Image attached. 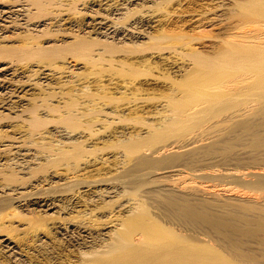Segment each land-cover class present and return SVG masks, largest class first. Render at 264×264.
<instances>
[{
  "label": "bare ground",
  "instance_id": "bare-ground-1",
  "mask_svg": "<svg viewBox=\"0 0 264 264\" xmlns=\"http://www.w3.org/2000/svg\"><path fill=\"white\" fill-rule=\"evenodd\" d=\"M166 1L0 0V264H260L250 257L235 259L225 253L213 235L212 239L208 232L191 229L188 224L185 227L184 223L170 218L169 210L178 205L176 200L163 195L162 202H158L161 207L148 206L150 198L146 193L150 192L137 195L146 185L155 188L160 182L177 180L173 178L182 171L179 164L157 168L155 171L159 173H155L148 171V165V168L144 166L148 164L146 156L170 149L182 151L195 144V140L193 143L189 140L192 144L183 146L178 141L170 142L169 138L200 114L202 108L194 105L195 109L176 112L177 102L183 101L188 93L183 98L184 92L181 95L175 90L180 98L172 90L173 95L162 105H148L146 100L139 102L140 99L115 103L119 95H133L127 92L132 87L138 94L154 90L157 81L142 75L144 78H136L138 81L124 82L126 78H121L122 81L111 77L105 72L106 67L102 73L111 78L101 75L99 68L103 62L125 66L132 55L129 59H119L115 54L127 53L123 51L126 47L147 48L150 44L151 48L156 47L154 42L165 36L154 35L155 30L162 32V20L155 10ZM252 1L264 7V0ZM259 13L264 14V8ZM259 40L256 39L259 45L254 46L255 43L251 49L264 53V37L263 41ZM160 50L152 48L145 55L136 52L138 55L129 64H140L135 68L141 64L146 67L150 63L159 64L169 73H183L179 76L181 80L192 75L193 67L183 70L175 64L171 48L165 53ZM191 50L192 57L200 62L205 57ZM207 59L206 56L204 60ZM229 59L238 62V56ZM249 63L250 77L240 83L218 85L216 91L209 93L208 102L210 98L211 103L224 105L243 90L263 101L264 55L251 58ZM94 68L100 70L97 75ZM138 70L133 72L137 74ZM126 92L131 95H125ZM246 109L216 123L215 127L245 115L250 117V110ZM131 114L143 117L141 127H129L130 122L121 124ZM110 139L116 140L114 143L120 145L121 152L97 157L96 152L115 147L108 145ZM234 173L229 176L233 177ZM241 176L255 177L251 173ZM58 183L67 187L73 183L76 190L68 188L67 195L61 192L54 196L46 193L43 196L37 190L42 184L49 188ZM159 187L162 193L168 191ZM242 187L255 190L247 184ZM5 202H8L6 207ZM109 203L114 205L103 211ZM5 209L10 213H4ZM13 218L24 222L14 226ZM96 227L109 229L102 234L92 231ZM97 242H101L100 249L96 248ZM65 245L70 248L64 253L66 258H57Z\"/></svg>",
  "mask_w": 264,
  "mask_h": 264
},
{
  "label": "rangeland",
  "instance_id": "rangeland-1",
  "mask_svg": "<svg viewBox=\"0 0 264 264\" xmlns=\"http://www.w3.org/2000/svg\"><path fill=\"white\" fill-rule=\"evenodd\" d=\"M155 8L152 9L155 10ZM263 8L264 7L261 5L256 6L252 0H167L164 4H161V7H157L155 11L162 20L160 22L162 32H160L161 30H155L154 35L163 36L164 33L165 37H162L163 39L161 38L160 41L159 39L156 40L157 43L154 42L155 44H153L156 47L152 48L161 49L160 51L163 50V53L167 51L166 49L169 50L171 48V52H173L172 59L177 66L182 67L183 70H190V68L193 67L194 72H192V75L186 80H181L179 77L183 73H180V75L169 73L168 70H165V68L159 64L150 63V65L148 63V65L145 63L149 66H147L148 68L146 65L141 64V67L145 66L147 69L150 68L149 70H146L145 67V69L141 67L135 68L138 67L137 65L140 66V64H134L133 66L129 64L134 55H138L136 52L142 55L148 53L152 49L151 44L147 46V48L140 46H132L133 48L131 46L130 48L126 47L127 50L122 49L125 47H120L127 53L122 52L123 54L121 53L120 55L117 53V55L115 54L117 58L129 59L130 57L128 58V56L132 55V59H129L131 61L128 60L129 62L127 61L128 63L125 65L127 68L123 64L122 66L120 63V65H116L118 63L114 64V62H112V66L109 62L106 63V65L103 61H101L103 62L102 67L99 66L101 62H99L97 66V68L100 67L99 69L101 71L94 68L96 75L98 71H100V74L103 76L109 72L108 74L114 79L122 80L126 78L125 81L122 80L124 82H128L130 79L129 83L138 81L143 79L144 76L153 78L157 81L154 90L145 91L146 93L141 91L143 92H139L141 95L138 94L137 91L135 92L134 87H132V91H127L133 92L134 96L127 92L125 95L130 94L131 96L124 97L123 95L125 99L121 97V95H119V97H115L118 94L114 95L117 100H114L115 103L119 104V102L125 103L126 101L140 99L138 100L139 102L143 101L144 103L146 100L145 102H147L148 105H162L167 102L169 99L168 97L175 94V90L176 92L179 91L178 93L184 92L183 95L180 93L183 98L185 93H188L187 97L184 99L181 97L183 101L177 102L176 112H183L191 108L195 109L196 107H194V105H199V107L202 108L200 114H195L196 116L194 115L195 117L191 118V121H188L189 124L186 122V125L181 126L178 132L169 138L170 142L178 141L180 145L183 144V146H186L185 144L188 145L190 141L193 143L194 140V142H196L195 144L188 145V147L183 148L182 151L170 149L169 151L166 150L159 154L151 155V153H149L151 156L148 154L146 159L143 158L146 161L145 163H148L146 165L144 164L147 168L149 166L148 171H155L157 168L177 167L179 164L178 167L182 171H180L177 177L173 178L177 180H175L174 183L166 181H164L165 183L160 182L162 185L156 184L157 186H155V188L153 185H146L142 187L143 190L141 189L137 195H142L145 191L148 193L150 192L149 194L151 195L145 192L147 195L146 197L150 198L147 199L148 206L152 204V206L156 205V207H161L158 202H162L160 200L164 199L163 195L169 200H176L178 205L173 206V208L169 210L170 218L179 220L184 223V225L188 224L191 229L195 228L196 230L208 232L210 238H212L211 236L213 235L215 241L218 240L219 243L221 242V246H223L226 251L225 253L233 256L235 259H238L240 256H245L250 257L253 261L260 264L264 263V100H258L248 90H243L242 93L233 100L227 99L229 102L227 101L224 105L223 103L222 105H215L211 103L212 99L210 100V98L208 102V96H210L209 93L216 91V87L220 85L228 86L231 82L240 83L242 79L250 77L251 70L249 62L251 58L263 57L264 53H260L257 48L251 49L254 48L253 45L257 42L256 39L259 40L262 38L263 41L264 28H261V24L264 23V18L262 17L264 14L259 13ZM8 36L10 37L9 39L13 38L11 35ZM243 36L248 37L245 38L247 40H245ZM250 37L251 39H249ZM230 43L234 45L230 46ZM257 44L259 45V43H256L254 46ZM14 45H16V43ZM191 49L197 51L203 57L207 56L209 60H204L205 57H201L203 60L200 62V60L193 58ZM131 50H134V52ZM216 52L218 53L217 57L214 56ZM210 56H214V59L209 58ZM236 56H238V62L229 59L230 57L235 58ZM240 57H244V59L241 61L239 60ZM207 62H211V64L208 65L209 67L198 66L205 65ZM152 66L155 67L154 70ZM104 67L110 69L107 71ZM132 67L135 68V70L139 69L141 71L142 69V73L138 70L136 74L133 72L135 70H132ZM103 69H105L107 73H102ZM125 73L127 74L125 75ZM145 73L149 74V76ZM108 74L106 76L110 77ZM138 74L141 75V78H139ZM84 76H86V74ZM133 78H137L138 80H134ZM251 78L253 80V77ZM172 90L174 92L173 94H171ZM134 93H136V95ZM177 94L174 96H179L180 98L181 95ZM150 101L152 102L150 103ZM210 104L212 105L210 106ZM246 108L250 110V117H248L249 115H245V117H241L242 119H234L231 122L219 124L215 127L216 123L231 115L235 116L238 111L242 113V110H247ZM138 118L140 119L138 120ZM126 119L127 120L124 119L121 124L127 125L130 122L128 124L129 127L132 126L135 129L141 127V121L144 123L143 117H140L139 114H131L127 116ZM114 142H116L115 139H110L107 143L108 145L110 144L116 147L118 144L115 145ZM97 146L100 147L102 145L98 144ZM119 146L116 148L114 147L115 149L113 147L112 149L108 148L106 151L104 150L105 152L102 151V153L98 151L99 153L96 152L97 154L95 153V155L99 157V154L104 156L110 152L119 153L121 152V148H118ZM142 168L143 170H147V168ZM155 173L159 172L155 171ZM229 173L232 175L234 173V176H229ZM244 173L254 174L255 177L244 178V176H241V174ZM235 174L237 176H235ZM231 177L232 179H230ZM27 180H25V182H27ZM69 184L72 185L73 183ZM69 184L67 187L66 184L63 186V184L58 183L54 186L51 185L52 187L50 186L49 188L42 184L37 190H39L38 192L40 194L42 193L43 196L46 194H49L48 196H54L61 192L76 190L73 185L70 186ZM244 184H247V187H254L255 190L247 191L242 187ZM158 185L160 186L159 188H164V190L166 189L168 191L162 193L163 191L158 189ZM68 188L69 190H67ZM151 188L153 190L155 189L154 192H152L153 190ZM230 191L232 193H230ZM70 193L71 192H69V194ZM166 193L168 194L167 196ZM67 194L68 192L65 195ZM154 196H156L157 199ZM153 197L155 199H152ZM3 205L4 207L8 206V202L3 203ZM112 205L114 204L109 203L107 204L108 207H105V205L103 211L109 210V207H112ZM4 211V213H6L7 210L5 209ZM7 212L10 213V210ZM104 214H106V212H104ZM35 216L37 217V215ZM12 221L14 226L22 225L24 222L23 220H19V218H13ZM186 225L185 227H187ZM104 228L96 227V230L92 228V231L105 234L108 232L109 228L103 230ZM189 235L191 236L192 233ZM195 236L197 237V235ZM100 243L101 242H97L96 248L101 245ZM64 244L67 246L69 245L68 242ZM253 244L256 245L254 246ZM66 245L64 250L59 252L57 258L63 260L66 258L65 255L67 254L64 253L70 250ZM252 245L255 247L254 249L251 248ZM97 249L100 248L98 247Z\"/></svg>",
  "mask_w": 264,
  "mask_h": 264
}]
</instances>
